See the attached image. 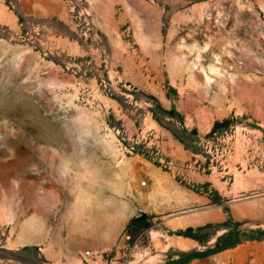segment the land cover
Segmentation results:
<instances>
[{
  "label": "rangeland",
  "instance_id": "374dc122",
  "mask_svg": "<svg viewBox=\"0 0 264 264\" xmlns=\"http://www.w3.org/2000/svg\"><path fill=\"white\" fill-rule=\"evenodd\" d=\"M0 264H264V0H0Z\"/></svg>",
  "mask_w": 264,
  "mask_h": 264
},
{
  "label": "built area",
  "instance_id": "2783aa9c",
  "mask_svg": "<svg viewBox=\"0 0 264 264\" xmlns=\"http://www.w3.org/2000/svg\"><path fill=\"white\" fill-rule=\"evenodd\" d=\"M85 256H87L89 259H94V258H97V259H106L109 254L108 253H91V252H85Z\"/></svg>",
  "mask_w": 264,
  "mask_h": 264
}]
</instances>
